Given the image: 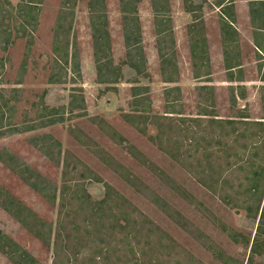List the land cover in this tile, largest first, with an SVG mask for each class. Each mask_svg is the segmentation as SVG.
<instances>
[{
	"label": "trees",
	"instance_id": "obj_1",
	"mask_svg": "<svg viewBox=\"0 0 264 264\" xmlns=\"http://www.w3.org/2000/svg\"><path fill=\"white\" fill-rule=\"evenodd\" d=\"M80 1L61 0V7L53 28V58L49 69L48 83L51 85L72 84L68 103L58 106L49 105L46 102L49 91L44 90L39 95L38 102L32 104V108L35 109L34 116L26 113L21 121H17L18 104L23 92L20 85L24 83L28 71L44 0H20L16 5L13 4L12 0H0V51L7 52L17 39L25 40L23 59L13 82L15 86L0 88V138L34 132L65 123L69 119L89 116L83 89L80 86H75L82 79L81 56L74 33L76 8ZM141 2L142 0H119L125 58L116 64L113 57L107 1H88L96 82L108 85L107 89L117 91V87L114 85L124 80L125 68L132 76L129 79L131 82L140 83L141 79L150 78L147 71V57L143 45L142 24L139 14ZM204 2L207 0H201L198 3L192 0H184L186 11L193 15V22L189 24L188 30L193 75L197 79H205L211 75L210 55L203 18ZM150 3L157 34L161 77L164 82L175 83L179 78V67L171 0H150ZM211 5L220 9L222 30L232 38L227 53H225L226 66L229 69L239 68L242 63L239 59L240 52H238L239 34L233 26V23L236 22L233 0H214ZM251 23L257 33L255 37L256 46L264 53V44L258 39L259 36L262 38L264 36V10L257 9L254 12L252 8ZM4 74L5 61L0 57V85L4 84ZM201 88L207 89L206 87ZM149 92L150 88L147 85L132 86L131 111L122 112L121 117L138 132L148 136L151 142L174 160L181 159L183 152L188 156L200 152L203 157L196 163L198 170H194V166L190 162L187 163L186 167L189 172L196 175L195 178L198 182L208 190L217 193L226 186H232L224 173L230 171L234 162L227 160L223 165L214 164L209 160V157L212 156L213 149L217 155L220 151L231 148V143L224 140L229 136H233V141L238 144V147L247 148L248 145L240 142L239 139L246 136L248 126L252 124L234 119L215 120L209 118L208 120H201L190 118L193 124L186 125L187 118L149 115L147 113L152 111V100ZM165 97L167 112L180 113L177 112V107L180 105L181 89L179 87L169 88L165 90ZM208 101L211 106H214L212 97H209ZM230 101L232 106H236L237 98L235 96L231 97ZM262 103L264 108V94H262ZM205 114L216 115L213 110L205 112ZM233 117L242 119L249 116L242 112H236ZM88 118L115 144L122 146L131 157L146 166L155 167L137 146L132 144L107 120L99 116ZM262 119L264 120V116ZM253 123L257 126V130L251 137L255 136L257 139H261L264 132V121ZM149 124L157 126L158 132L155 135H149ZM243 124L246 126L241 129ZM69 131L80 143L90 147L82 130L75 127L70 128ZM29 141L47 159L62 167V184L60 186L26 164L7 147L0 148V161L40 194L51 206H58L56 226L45 221L1 186L0 206L45 246L53 248V264H108V260H110L111 254L116 252L118 244L125 243L126 246L134 248L131 239L136 237L137 229L132 225L131 214L125 210L117 214L113 210L117 200L122 201L119 205H124L126 198L71 151L64 150L62 142L53 135L39 134L31 137ZM169 142H172L173 150L167 147ZM252 144H256V141H253ZM182 147L183 152L178 156ZM93 152L123 176L122 171L125 168L121 163L115 161L101 148L93 150ZM237 155L240 157L239 154ZM238 168L243 169V166L238 165ZM123 177L127 181H131L128 174ZM81 180L102 183L105 188L103 197L95 200L85 184L78 182ZM245 183L244 190H247L250 195L244 200L243 207L249 218L254 221L259 220L258 230L264 221V166L259 165L251 170L249 176L245 178ZM182 193L185 196L187 194L185 191ZM222 196L227 203H230L228 193ZM155 197V200H160L157 196ZM178 215L181 217L180 214ZM221 229L228 234L234 243L242 244L250 249L246 264H256L255 256L264 254V242L262 244L258 242L257 233L252 239L251 235L247 236L229 228L226 224H221ZM209 250L215 257L222 259L218 250L213 248ZM0 252L7 255L14 264H42L1 229ZM141 253L144 255V252ZM140 255L135 256L134 264H144Z\"/></svg>",
	"mask_w": 264,
	"mask_h": 264
},
{
	"label": "rangeland",
	"instance_id": "obj_2",
	"mask_svg": "<svg viewBox=\"0 0 264 264\" xmlns=\"http://www.w3.org/2000/svg\"><path fill=\"white\" fill-rule=\"evenodd\" d=\"M19 1L12 0L13 4H17ZM88 1L81 0L76 8L74 33L80 51L83 76L80 83L75 86L82 85L84 87L90 115L102 116L115 127L122 128L124 132L128 128L124 125L125 122L121 118L119 110H129L131 85L125 80H129L131 74L125 68L126 76L124 81L119 84V91L117 92L105 89L96 82ZM106 1L113 57L115 62L119 63L125 57L119 0ZM198 1L200 0H196V2ZM171 3L176 33L179 38V60L184 63L187 57L186 27L191 21V16L185 12L183 0H171ZM60 7L61 0H44L40 25L35 33V45L29 59V69L24 78V83L20 85L23 92L18 104L17 121H21L26 113L34 116L35 109L32 108V104L38 102L39 95L44 90L49 91L46 102L51 106L67 104L69 101L72 84H48L49 69L53 58V28ZM140 15L144 45L148 57L150 84L155 102L154 110L159 113L163 110V103L161 102L163 84L160 77L150 0H142ZM206 16L207 22L212 27L210 31L215 34L217 28L216 13L207 8ZM24 50L25 40L18 39L7 52H0V57L5 61L4 84L0 85V88L15 86L13 82L23 59ZM246 50L250 55L251 47L247 43ZM250 77L255 78L256 73L253 72ZM142 80L144 83L148 82ZM258 85L257 83L252 86L254 94L251 103H249L251 105L249 107L251 108V117L254 120L262 117L261 101L259 94H256ZM189 86L190 92L192 89L191 85ZM220 94L223 99L219 100V108L223 110V114L231 115L232 111L229 107V100L225 97L226 93L220 92ZM244 103L242 102L241 105ZM187 106L189 112H194L196 99L188 96ZM73 126L82 130L90 147L80 143L69 131L70 127ZM243 127L245 126H242V129ZM248 127L246 136L239 139L240 142L248 145L247 148L238 147V144L233 141V136H229L224 140L231 143V148L220 151L217 155L213 149V154L209 157V160L214 164L223 165L227 160L234 162L230 171L224 173L232 186H226L217 193L201 185L195 178L196 175L189 172L186 167L187 163L190 162L193 164L194 170H198L196 163L203 157L200 152L188 156L183 152L182 147L178 156L183 152V157L174 160L161 151L156 144L151 143L147 137L131 134L130 130L124 132L123 134L127 136V139L135 144L155 167L146 166L131 157L122 146L115 144L92 124L89 118L74 119L42 130L2 137L0 138V148L7 147L26 164L60 186L62 184V167L47 159L29 141L31 137L39 134H51L62 142L64 150L71 151L126 198L124 205H119L122 201L117 200L113 210L117 214L122 213L123 210L131 214L132 225L137 229L136 237L131 239L134 248L126 246L125 243L118 244L116 252L111 254L108 264H134L135 256H139L141 252H144V255L142 253L140 255L144 264H246L250 249L242 244L234 243L228 234L221 229V224H226L229 228L247 236L251 235L252 239L257 233L258 242L261 244L264 242V221L257 230L259 220L254 221L249 218L243 207L244 200L250 195L247 190H244L246 176H249L250 171L257 166H264V132L262 138L257 139L255 136L251 137L252 134H255L257 126ZM148 132L151 133L150 130ZM253 141H256V144H252ZM167 147L170 150L174 148L172 142H169ZM98 148L103 149L106 154L121 163L125 168L122 171L123 176L128 174L131 181H127L93 152ZM238 165H242L243 169H239ZM214 175L216 174L214 173ZM78 182L85 184L95 200L103 197L105 188L102 183L88 180ZM0 186L9 191L14 198L26 204L45 221L56 226L58 206H51L1 161ZM183 191L187 193L186 196L182 193ZM225 193L230 195V203L223 199L222 195ZM155 196L160 200H155ZM0 229L42 264H53V248L45 246L1 206ZM210 248L218 250L222 259L215 257L209 250ZM255 263L264 264V254L256 255ZM0 264L14 263L7 255L0 252Z\"/></svg>",
	"mask_w": 264,
	"mask_h": 264
},
{
	"label": "crops",
	"instance_id": "obj_3",
	"mask_svg": "<svg viewBox=\"0 0 264 264\" xmlns=\"http://www.w3.org/2000/svg\"><path fill=\"white\" fill-rule=\"evenodd\" d=\"M192 1L195 3H198L201 0L198 2H196V0H192ZM213 1L214 0H207V2H204V8H203V18L205 21L207 44H208L209 55H210L211 75L208 78L197 79L193 75V64H192V56H191L190 40H189L190 35H189V30H188L189 24H191L193 22V15L190 12L186 11L185 4H184L185 12L190 14V16H191V21L187 24V27H186V34H187V36H186V43H187L186 55H187V57H186L185 62L184 63L182 62L183 63V65H182L181 61L179 60V38H178L177 33H176V28H175V24H174V17H173V10H172V18H173V25H174L175 40H176V56H177L178 67H179V78H178V81L175 83L164 82L162 77H161V72H160L161 82L163 84V88L161 90V92H162L161 93V96H162L161 102L163 103V110L159 113L155 112V110H154L155 102H154L153 95H152L153 91H152V86L150 84V78L144 79V80H147L149 83L148 82L144 83V81L142 79H141L140 83H134V82H131L130 80H125L127 83H129L131 85L130 91H131L132 86H135V85H147L150 88L149 95H150V98L152 100V111L147 113V114L170 116V117H177V118H187L188 121H186V123H187L186 125H192L193 124L190 121V118H194V119L199 118L201 120H208L209 118L215 119V120L234 119V120H242V122H245V123L249 122L252 125H254L253 122L264 121L262 119V117L264 116V108H263V103H262V94H264V53L256 46L255 37H256L257 33H256V29L253 27V25L251 23V9L253 8L254 12L257 9L264 10V4H262L264 2V0H233L234 9L236 12V22L233 23V26L239 34L238 52H240L239 59L241 60V63H242V65L239 68H233V69H229L225 63V53H227V48H228L230 42H232V38L227 34V32L226 33H225V31L223 32L222 26H221V19H220L221 11L217 7H212L211 4L213 3ZM183 3H184V0H183ZM256 3H258V4H256ZM171 6H172V3H171ZM207 8H210L211 10H213V12L216 13V16H217V28H216L215 34H213L210 31L211 30L210 28H212V27L209 24V22H207V19H206V17H207L206 16V9ZM139 9H140V7H139ZM140 18H141V15H140ZM153 18H154V15H153ZM141 24H142V20H141ZM154 31H155V27H154ZM142 34H143V26H142ZM223 38H225V39H223ZM258 39L260 41H262L264 44V36H263V38L261 36H259ZM155 43H156V49H157V34H156V32H155ZM246 43L248 45H250V47H251L250 55L248 54V51L246 50ZM143 45H144V37H143ZM144 49H145V54H146L145 45H144ZM0 52H2V51H0ZM157 56H158V60H159V70H160V59H159V55H158V50H157ZM146 57H147V54H146ZM94 64H95V62H94ZM116 64H118V63H116ZM81 67H82V65H81ZM28 69H29V67H28ZM148 69L149 68H148V57H147V71L149 72ZM95 70H96V66H95ZM253 72L256 73L255 78L250 77V75L252 76ZM82 76H83V72H82ZM125 76H126V72H125ZM131 77H129V79ZM15 79H16V77H15ZM15 79H14V81H15ZM123 81L114 85L117 87V91H119V84H121ZM257 83L259 85L256 87V94H259V99L261 101L262 117L254 120L251 117V108H249V107H251V105H249V103H251L252 95L254 94L252 86L256 85ZM49 85H51V84H49ZM99 85L103 86L105 89H107V86H108L106 84H99ZM189 85H191V89H192V90H190V92H189V89H190ZM80 87L83 89V92L85 95L84 87L82 85ZM172 87H179L181 89V100L179 103L180 105L177 107V109H178L177 112H180V113H168L167 112L168 110L166 109L167 101H166V97H165V90L172 88ZM201 87H206L207 89H204ZM108 90L114 91L113 89H108ZM117 91H115V92H117ZM191 92H192V94H190ZM220 92L226 93L225 97L228 98V100H229V107H230V110L232 111L231 115L227 116V115L223 114V110H221L219 108V100L223 99L221 97L222 95L220 94ZM191 95H192V97H191ZM188 96H190V98H192V99L193 98L196 99V110L194 112L188 111V106H187ZM233 96H235L237 98L236 106H232L231 101H230V98L231 97L233 98ZM209 97L213 98L214 106L210 105V103L208 101ZM85 99H86V95H85ZM132 99H133V96L131 94V100L128 104L129 110L125 111L124 109H120L119 110L120 116H121L122 112L128 113L131 111ZM242 102H245V103L243 105H241ZM86 104H87V100H86ZM87 109H88V105H87ZM212 110L215 111L216 115L205 114V112H209ZM236 112H242L243 114L245 113L249 117L242 118V119L233 117V115H235ZM18 113H19V107H18L17 114ZM88 113H89V110H88ZM94 116H99V115H90L89 114L88 117H94ZM88 117H80V118H88ZM99 117H102V116H99ZM16 118H17V116H16ZM102 118H104V117H102ZM76 119H79V118H76ZM104 119L107 120L106 118H104ZM71 120H74V119H69L67 121H71ZM123 121L125 122L124 125L128 128V129L124 130V132H127L130 130L131 134L134 133L135 135H137V134H140L141 136L143 135L140 132H138L133 126L128 124L124 119H123ZM62 124H64V123H62ZM242 126H246V125L245 124L241 125V129H242ZM113 127H115V126L113 125ZM70 128H75V126L70 127ZM115 128L121 134L124 133L122 131L123 130L122 128H119V127H115ZM149 130L151 131V133L148 132L149 135H155L158 132V128L155 124H149L148 131ZM124 136L127 138L126 135H124ZM143 136L148 138V136H146V135H143ZM148 140H149V138H148ZM151 143H153V142H151Z\"/></svg>",
	"mask_w": 264,
	"mask_h": 264
}]
</instances>
